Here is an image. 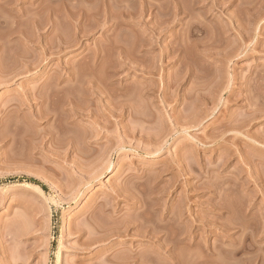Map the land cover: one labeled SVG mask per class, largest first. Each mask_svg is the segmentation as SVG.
<instances>
[{
	"label": "rangeland",
	"instance_id": "obj_1",
	"mask_svg": "<svg viewBox=\"0 0 264 264\" xmlns=\"http://www.w3.org/2000/svg\"><path fill=\"white\" fill-rule=\"evenodd\" d=\"M0 264H264V0H0Z\"/></svg>",
	"mask_w": 264,
	"mask_h": 264
}]
</instances>
